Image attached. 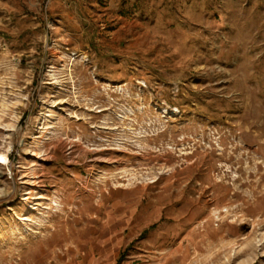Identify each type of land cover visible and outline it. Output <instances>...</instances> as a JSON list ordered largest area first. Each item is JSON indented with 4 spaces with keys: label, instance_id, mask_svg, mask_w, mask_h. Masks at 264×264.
<instances>
[{
    "label": "rangeland",
    "instance_id": "rangeland-1",
    "mask_svg": "<svg viewBox=\"0 0 264 264\" xmlns=\"http://www.w3.org/2000/svg\"><path fill=\"white\" fill-rule=\"evenodd\" d=\"M0 152V264H264V0H0Z\"/></svg>",
    "mask_w": 264,
    "mask_h": 264
},
{
    "label": "bare ground",
    "instance_id": "bare-ground-1",
    "mask_svg": "<svg viewBox=\"0 0 264 264\" xmlns=\"http://www.w3.org/2000/svg\"><path fill=\"white\" fill-rule=\"evenodd\" d=\"M6 152H0V164L1 165L7 164L8 158H7V153Z\"/></svg>",
    "mask_w": 264,
    "mask_h": 264
}]
</instances>
